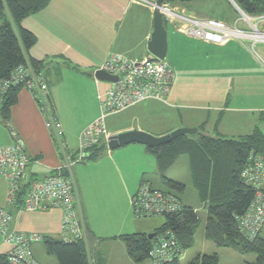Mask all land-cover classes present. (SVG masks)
Listing matches in <instances>:
<instances>
[{"label":"crops","instance_id":"1","mask_svg":"<svg viewBox=\"0 0 264 264\" xmlns=\"http://www.w3.org/2000/svg\"><path fill=\"white\" fill-rule=\"evenodd\" d=\"M173 7L189 16L227 23L237 19L232 17V12L237 13L229 0H196ZM212 7L222 11L213 14ZM21 25L36 37L28 54L42 62L48 107L59 125L60 140L66 142L61 150L46 112L33 93L21 87L8 124L0 122V147L14 143L23 146L30 156L24 182L29 185L70 163L77 150L73 141L78 144L81 131L97 118V95L109 87L94 78V71L110 52L135 60L149 57L147 43L153 22L150 8L129 0H50ZM165 26V60L174 73L166 101L149 100L113 114L122 122L111 128L106 119L108 132L138 129L162 136L179 127H194L203 135L223 140L238 139L255 128L264 132V46L256 45L254 54L234 40L208 43L185 35L178 30L179 24ZM126 112L121 119L119 114ZM163 115L170 117L168 127L156 121ZM63 170L73 181L93 263L108 264V255L121 253L130 259L119 237L153 232L146 231L132 216L130 197L142 179L152 183L147 172L159 174L155 156L145 145L131 143L107 149L95 160L71 163ZM8 189V181L0 177V207L11 214V229L38 234L41 240H64L60 208L24 211L22 203L10 204ZM260 189L264 192V176ZM4 247L6 253L8 246Z\"/></svg>","mask_w":264,"mask_h":264},{"label":"built area","instance_id":"2","mask_svg":"<svg viewBox=\"0 0 264 264\" xmlns=\"http://www.w3.org/2000/svg\"><path fill=\"white\" fill-rule=\"evenodd\" d=\"M141 3L153 10L155 0H129ZM160 6V12L168 24H179L178 30L187 36L200 41L221 44L234 40L248 51L256 54L255 46L264 44V14L249 15L238 12L239 17L227 23L211 17L184 15L168 4ZM242 21L240 25L238 22ZM241 22V23H242ZM97 70L114 76L117 80L107 82V90L98 94L99 114L80 133L76 154L70 163L58 168L43 179L33 180L25 184L27 166L30 156L20 143L0 147V177L9 183L8 200L15 204L25 187L21 209L33 212L46 207H57L63 211L61 221L65 241L83 240L84 225L75 199L73 181L62 170L71 163L81 162L85 153L98 144L101 137L108 138L105 120L116 114L148 100L166 101L174 81V73L168 62L152 56L138 60L129 59L122 54L110 52ZM20 86L33 93L42 110L47 114L48 125L59 140L60 149L66 147L61 141L60 128L55 120L48 102V89L41 71L35 70L30 63L18 66L12 75L0 80V105L8 87ZM49 113V114H48ZM51 115V116H50ZM264 176V156L250 153L248 162L241 172L245 185L254 190V198L246 212L237 217V227L248 240L261 234L264 227V192L260 183ZM131 208L136 219L164 217L182 208V203L170 192L154 187L150 182L142 180L131 197ZM11 214L0 207V235L8 246L6 258L9 264H40L34 257L32 244L40 242L38 234H28L11 229ZM176 237L170 229L152 238L148 256L152 264H163L182 254Z\"/></svg>","mask_w":264,"mask_h":264},{"label":"trees","instance_id":"3","mask_svg":"<svg viewBox=\"0 0 264 264\" xmlns=\"http://www.w3.org/2000/svg\"><path fill=\"white\" fill-rule=\"evenodd\" d=\"M164 1L175 6L196 0ZM233 1L246 14H264V0ZM49 2L50 0H0V80L8 79L18 66L27 63L35 70H41L42 62L34 60L28 54L36 42V37L24 28L21 22L27 16L42 10ZM164 24L166 25L165 20ZM20 88L10 85L5 91L0 105V122L8 124L10 109L17 101ZM51 113L53 114L52 110ZM196 135L200 136L196 139L192 135H184L159 147L145 146L146 150L155 156L162 184L178 192L184 190L182 183L167 178L164 173L178 157L186 156L192 187L206 210V238L217 247L255 256L254 263L244 264H264V229L255 239L248 240L237 227V217L246 212L254 198V190L245 185L241 172L251 152L264 156V132L255 128L252 133L234 140L212 138L200 131ZM106 150L105 142L98 143L85 153L82 161L95 160ZM61 174L65 176L68 173L62 170ZM25 187L18 196L17 204L22 203ZM167 192L179 198L171 191ZM179 201L182 203L179 212L164 216L161 226L153 232L160 234L170 229L182 251H185L194 244V229L199 217L193 207L184 205L180 198ZM82 222L85 226L84 220ZM119 238L132 261L149 259L148 250L151 248L152 239H148L146 233L124 234ZM42 242L46 253L53 255L57 264H97L93 263L92 250L86 238L65 241L44 237ZM179 257L163 264H181ZM0 264H9L6 253H0ZM187 264H218V256L216 253L197 254Z\"/></svg>","mask_w":264,"mask_h":264},{"label":"rangeland","instance_id":"4","mask_svg":"<svg viewBox=\"0 0 264 264\" xmlns=\"http://www.w3.org/2000/svg\"><path fill=\"white\" fill-rule=\"evenodd\" d=\"M164 4H168L171 8H174L169 3L165 2ZM232 5H233V3H232ZM234 8H235L237 14L235 15L234 12L231 11L232 12V17L236 18V16H237V19H238V17H239V13L238 12H240L242 10H240L239 7L236 6V5L234 6ZM151 11H153V10H151ZM221 11L222 10H220L217 7H212L211 10H210V12H212L213 14H217V13H219ZM240 14H241V12H240ZM241 22L242 21L239 20L238 23L240 25H242L243 22L242 23ZM261 45L264 46V44H261ZM156 110H158V109H156ZM126 114H127V112L126 113H121L119 115L121 116V119H123V118H125ZM112 115L113 114H111L109 116V118H106L107 119V123H108V125L111 128L115 124L122 122L118 118V115H116V116H112ZM154 118H155V116H154ZM169 119H170V117L168 115H166V116L163 115V118H162L161 121H158V120H160L159 118L156 121L159 124L168 127L170 125ZM179 128H181V127H179ZM166 130H170V128H167ZM108 131H109V129L107 130V132ZM171 131H173V130H171ZM110 135H112V134L109 133V136ZM192 136H194L197 139L200 135L193 134ZM107 139L108 138L101 137V138L98 139V143H102V142L106 143ZM78 140H79V138H78ZM73 142H74V145H77V147H78L77 141L74 140ZM71 161H72V159H71ZM164 175L167 178L176 179V180L180 181L181 183H183L184 190L182 192H178V191L169 189L167 186L162 184V182L160 180V174H152L150 172H147V174H146L147 179L152 181L153 184L152 183L151 184L154 187H156L158 189H161V190L171 191L172 193L177 195L180 198V200L185 205H188V206H191V207L195 208V210L197 212V215L199 217V222H198L197 226L194 229V244H193L192 247H190V248H188V249H186L185 251L182 252L181 256L179 257V261L181 262V264H187V262H189L197 254H212V253H216L217 254V256H218V264H244L245 262H248V263H254L255 262V256L253 254H240L237 251H235L233 249H230V248L217 247L210 240H208L206 238L205 230H204L205 212H206V210L204 208L203 203L198 200L197 193L194 190V188L192 187V184H191V181H190V176H189V171H188V160H187L186 156H180L177 159V161L172 165V167H170L164 173ZM142 180H145V179H142ZM146 181H148V180H146ZM131 197H130V204H131ZM179 198H178V200H179ZM80 214H81V212H80ZM81 219L83 221L82 214H81ZM134 219L136 220V222L138 224H141L145 228L146 231H154L156 228L161 226V224L163 223V220H164L163 217H151V218H143V219H136L134 217ZM263 229H264V227L262 228V231H263ZM262 231H261V233H262ZM84 238H87V233H86V227L85 226H84L83 239ZM42 241L43 240H41L40 242H35V243L32 244V251H33V254L35 253V256H36V257L34 256L35 259L40 264H56V258L53 255H49V254L46 253ZM4 245H5V243L2 241V238H1V235H0V253H4V251H5ZM96 256L100 257L98 253H97ZM124 257H126L125 253H121V256L120 255L119 256H116V255L110 256V255H108L107 256V261H108V264H152L148 258L144 259L142 261L135 262V261H132L131 259H127V258L124 259ZM126 260H129V263Z\"/></svg>","mask_w":264,"mask_h":264},{"label":"water","instance_id":"5","mask_svg":"<svg viewBox=\"0 0 264 264\" xmlns=\"http://www.w3.org/2000/svg\"><path fill=\"white\" fill-rule=\"evenodd\" d=\"M163 1L164 0L155 1V6L152 11L153 30L147 43V51L150 56L161 60L166 58L167 53V31L164 24V18L160 12V6ZM229 1L231 4L233 3L234 6L236 5L233 0ZM93 75L98 81L113 82L117 80L116 77L111 76L102 70H95ZM197 132L198 128L181 127L162 136H155L146 131L132 129L110 135L107 139L106 146L108 150H115L131 143H137L147 147H159L163 144L171 142L178 137L184 135H193ZM146 236L148 239H152L155 236V233L150 232L147 233Z\"/></svg>","mask_w":264,"mask_h":264}]
</instances>
